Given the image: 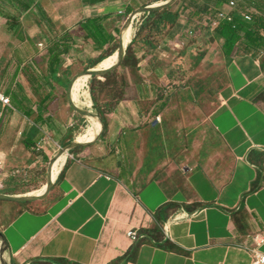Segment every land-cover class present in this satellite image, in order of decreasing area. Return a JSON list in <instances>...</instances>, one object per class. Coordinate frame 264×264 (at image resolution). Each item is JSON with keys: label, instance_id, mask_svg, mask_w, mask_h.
<instances>
[{"label": "crops", "instance_id": "1", "mask_svg": "<svg viewBox=\"0 0 264 264\" xmlns=\"http://www.w3.org/2000/svg\"><path fill=\"white\" fill-rule=\"evenodd\" d=\"M20 1L28 9L17 4L24 14L7 27L18 33L26 23L33 30L15 42L11 37L12 49L0 33V91L11 99V107L0 108V173L23 160L34 126L41 129L35 140L45 157L56 151L47 146L50 139L66 144L73 157L52 195L13 201L11 219L0 222L7 263L252 264L249 249L264 240V47L229 57L228 81L202 142L177 136L165 116L162 123L154 119L167 111L170 70L191 55L199 38L186 32L191 17L183 0H171L179 17L157 36L155 49L134 48L139 63L127 70L123 97L106 115V132L95 127L74 141L73 134L85 133L93 120L101 125L91 91V102L85 94V76L90 81L88 72L99 66L88 68L91 61L115 44L120 51L133 29L129 45L145 13L127 29L131 16L164 0H54L58 10L46 0ZM248 3L245 8L263 18L264 0ZM89 21L100 27L97 43L83 28ZM44 27L56 28V36L36 34ZM68 34L73 49L53 73L50 50ZM76 90L85 93L74 96ZM84 97L89 110L80 107ZM79 111L87 124L78 128ZM131 228L144 235L137 243L127 236Z\"/></svg>", "mask_w": 264, "mask_h": 264}, {"label": "rangeland", "instance_id": "2", "mask_svg": "<svg viewBox=\"0 0 264 264\" xmlns=\"http://www.w3.org/2000/svg\"><path fill=\"white\" fill-rule=\"evenodd\" d=\"M31 1L32 0H29V2ZM220 1L224 0H195V5L190 4L189 1L186 3L187 7L192 9V12H196L199 16H202L220 8ZM242 2L243 7L246 6L250 8L248 0H242ZM44 3L50 10H58V5L55 4L54 0H46ZM13 4H16L18 10ZM17 4L18 2L16 0H12V2L11 0H0V33L3 32V34L7 35L8 44H6V47L10 49L15 46L10 40L11 37L13 42H15L17 35L24 36L22 31L29 34L32 32L31 30H33L28 28L26 23L20 24V31H18V33L14 32L10 26L7 27L9 24L18 23L17 20L24 14V12L20 10L19 4ZM5 19L7 21H5ZM140 21L136 22V28ZM36 30V34L43 30L42 33L47 34L46 31H49L48 34L50 35L52 33L50 36L54 38V36H56L54 32L57 29L44 27L36 28ZM144 34L145 32L141 34L140 38H143ZM128 35L129 34L125 37V40ZM193 35V37L196 39L199 38V40L192 41L195 46L192 49L191 55H186L181 58L169 72L167 95H164L167 111H164L162 115L155 116L154 121L156 118H159V121L155 122L162 123L163 117L165 116L169 121L168 123L172 124V132L177 136L184 134V136L186 135L190 139L197 140L210 130L208 117L211 116L220 104V93L224 84L228 81L227 70L231 60L230 58H224L223 48L221 47L222 41L216 34H211L202 27L199 30L194 29ZM25 44L29 45L27 42ZM26 50H28V48H26ZM201 54L202 59L199 60L198 58ZM261 63L264 65V54L261 56ZM114 70H116L115 75H110L108 83L103 90L100 91V87L97 88L96 95L100 105L112 104L114 102L113 100L116 99L125 85L128 68L122 69L116 67ZM89 80L90 81L87 82L88 91L85 89L88 94H90L89 92L91 91L92 76ZM113 81L114 83H112ZM85 91L76 90L74 96H76L75 93L83 94ZM64 98L67 101V95ZM83 101L84 103H82L80 107L84 110H89L90 104L88 105L85 103V97ZM82 115L84 114L80 113V111L77 113L76 127L78 128L79 126L82 127L87 124L85 123V118H82ZM97 128L98 122L96 123V129ZM76 133L77 134H73L74 137L80 135L79 132ZM49 141L52 143L47 146H53L56 150L55 153L51 154V157L48 156V158H46L47 155L45 157L43 149L33 151L27 150L23 160L14 163L10 166L9 170L0 173V179H2L0 182V185L2 184L0 186V196L9 198H0V212L3 211V214H5V217L0 214L1 223L11 219L14 208V204L12 203L14 200L16 201L18 198L29 199L26 203H34L36 199L47 198L52 195L57 177L70 159L71 154L69 155L68 153H71V151H67L66 144L62 145L58 139H50ZM198 141L202 142V140L199 139L195 143L197 144ZM159 144L160 147H162L163 144L166 145L165 140H159ZM4 207H6V212L4 211ZM1 242L0 238V262L4 264V259L7 260L8 257L9 261L10 258L8 254L5 255L6 251L1 253L3 247ZM11 263H13L12 260Z\"/></svg>", "mask_w": 264, "mask_h": 264}, {"label": "trees", "instance_id": "3", "mask_svg": "<svg viewBox=\"0 0 264 264\" xmlns=\"http://www.w3.org/2000/svg\"><path fill=\"white\" fill-rule=\"evenodd\" d=\"M14 1V0H13ZM20 6L27 11L28 6L27 4L22 3L20 0H16ZM165 1V0H164ZM187 1H189L190 4H193L195 0H183L185 3V7H187ZM228 0H224L219 2L220 8L215 9L212 13H207L204 15H198L196 12H192V9L187 7L184 12L189 11V15L191 17L190 20V26L188 32V35L194 34V29H200L205 28L209 33H214L218 36V38L222 41L221 47L223 48L224 55L229 58L232 55H234L236 52H238L239 49L245 50V51H259L264 47V36L261 35L260 30L262 29L264 31V16L255 18L256 14L254 12H250L248 9L242 6V4L239 5L238 11L234 12V20L233 22H221L217 29H215L213 32L209 30L208 24L209 21L213 18L214 14L219 11L221 8H223ZM12 2V0H11ZM32 2V1H31ZM182 2V1H181ZM182 2V3H183ZM24 4V5H23ZM26 5V6H25ZM40 7V5H37ZM183 12V13H184ZM243 14H251L252 18L251 20H247ZM46 15V13H45ZM198 15V16H197ZM239 15L241 18L237 17ZM46 17V16H45ZM179 17V12L177 10H173L169 4L154 7L149 9L148 12L145 13V15L142 17L140 24L137 25L134 37L130 44L127 46L124 53L119 57L118 64L111 67L117 58L110 60L105 65H103L101 68H109L111 69L101 71V72H95L93 73L92 80H91V96H92V102L94 109L96 110L97 117L100 120L101 125L98 123V128L96 130V133H99L103 135L106 132L107 129V121H106V115L111 110L112 106L115 105L119 100L123 97V87L122 91L117 95L116 99H114L112 104H104L100 105L98 103L97 99V88L100 87V91L103 90L105 85L108 83V80L110 78V75H115L116 70H114L116 67L122 68V69H136L139 60L136 56V52L134 51L135 47H142L149 50H153L156 47V41L158 35H161L164 30L167 28H171L177 21ZM207 21V22H206ZM206 22V24H205ZM83 25V28L85 29V32L88 34V36L93 39L94 41L99 42L101 39V31L99 25L93 24L92 21H89ZM18 25V23H12L11 25ZM145 32L143 38L141 37V34ZM194 36V35H193ZM61 43H55L54 47L51 51L52 55L54 56L53 61V68L51 67L52 72L55 73L59 69V67L62 64L61 56L62 54H68L71 52L72 45L71 42L73 41V38L70 34L63 36ZM133 45V46H132ZM118 49V45L115 44L112 47H110L108 50H105L104 53L98 57L97 59H94L91 61V65L88 68H93L97 65H99L101 62H103L108 57L112 56ZM184 57V56H183ZM199 60L202 59V54L198 58ZM113 73V74H112ZM124 82V80H123ZM114 83V81L112 82ZM27 115L31 117V111H26ZM102 126V129H101ZM41 129L34 126L29 138L25 141L26 147L29 150H39L38 142L36 141V136L40 134ZM48 158V156L46 157ZM24 201H27L28 199H23Z\"/></svg>", "mask_w": 264, "mask_h": 264}, {"label": "built area", "instance_id": "4", "mask_svg": "<svg viewBox=\"0 0 264 264\" xmlns=\"http://www.w3.org/2000/svg\"><path fill=\"white\" fill-rule=\"evenodd\" d=\"M162 2H157V4H160ZM239 7V0H228L226 5L221 8L219 11H217L213 18L209 21L208 27L211 32H213L221 22H233L234 20V12L238 11ZM243 16L247 20H251L252 15L251 14H243ZM140 24V22L138 23ZM7 107H11V99L9 96L5 95L3 92L0 91V108L3 110ZM2 110H0V118L2 116ZM155 121H159V118H156ZM70 157H73V154H71ZM164 227L166 228V225L164 224ZM127 236L135 243L139 242L144 235L140 234L136 228H131L127 230ZM258 239V237H257ZM264 242L263 239L260 241H257V246L250 248V254L252 256V264H264V251H261L259 249L260 245Z\"/></svg>", "mask_w": 264, "mask_h": 264}, {"label": "water", "instance_id": "5", "mask_svg": "<svg viewBox=\"0 0 264 264\" xmlns=\"http://www.w3.org/2000/svg\"><path fill=\"white\" fill-rule=\"evenodd\" d=\"M170 1H171V0H167V1H164V2H162V3H160V4L155 3V4L151 5L150 7L146 8V9H143V10H140L139 12H136V13L133 14V16H131V18L129 19V24H128V28H127V29H129V27H131V24L135 21V19H136L140 14H142V13H146V12L149 11V9L154 8V7H159V6L167 5V4H169ZM122 41H123V40H122ZM127 46H128V44H127ZM127 46H124V43H123V42L121 43L120 51L115 52V53H117V59H116L115 63H114L111 67H113V66H115L116 64H118L119 57L124 53V51L126 50ZM105 60H106V59H105ZM103 62H104V61H103ZM99 65H100V64H99ZM111 67H109V68H105V69H102V68H98V66H97V67L93 68L92 70H90L88 73H89L90 76H91V75H93V73H95V72L105 71V70L111 69ZM0 238H1V241H2L1 244H2V246H3L2 249H1V253H4V252L7 250V245H6V239H5L4 234H3V232L1 231V229H0ZM8 262H9V261H8ZM3 263H4V264H10V263H7V260H5V259H4V262H3Z\"/></svg>", "mask_w": 264, "mask_h": 264}, {"label": "bare ground", "instance_id": "6", "mask_svg": "<svg viewBox=\"0 0 264 264\" xmlns=\"http://www.w3.org/2000/svg\"><path fill=\"white\" fill-rule=\"evenodd\" d=\"M133 27H135V25L133 26ZM133 32H134V30L133 29H131V35H130V38H129V40L131 39V37H132V35H133ZM129 40L127 41V43L126 44H124V46H127V44H128V42H129ZM115 58H117V53H114L112 56H110V57H108L106 60H104V62H102L99 66H98V68H100V67H102L103 65H105L107 62H109L110 60H112V59H115ZM88 76L89 75H86L85 76V89L87 90V78H88ZM82 87V86H81ZM88 91V90H87ZM86 91V94H87V96H89V94H88V92ZM81 92V91H80ZM86 96V95H85ZM88 98V101H90V98L89 97H87ZM91 102V101H90ZM92 121V120H91ZM96 123H97V121H92V123L90 124V126L85 130V133H83V134H80L79 136H76L75 137V141H79V140H83V139H85L86 137H88L89 135H91V133L94 131V129H95V127H96ZM62 163V162H61ZM35 195V194H34ZM29 196V195H28ZM0 264H1V262H0Z\"/></svg>", "mask_w": 264, "mask_h": 264}]
</instances>
